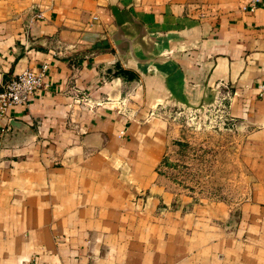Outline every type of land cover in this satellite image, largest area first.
Instances as JSON below:
<instances>
[{
  "label": "crops",
  "instance_id": "crops-1",
  "mask_svg": "<svg viewBox=\"0 0 264 264\" xmlns=\"http://www.w3.org/2000/svg\"><path fill=\"white\" fill-rule=\"evenodd\" d=\"M250 2L0 0V92L49 64L0 126V264H264V0ZM219 97L252 182L237 204L162 173L179 133L158 110Z\"/></svg>",
  "mask_w": 264,
  "mask_h": 264
},
{
  "label": "rangeland",
  "instance_id": "rangeland-1",
  "mask_svg": "<svg viewBox=\"0 0 264 264\" xmlns=\"http://www.w3.org/2000/svg\"><path fill=\"white\" fill-rule=\"evenodd\" d=\"M178 127L170 143L162 173L178 191L198 202L240 203L252 182L239 159L241 133L228 114L167 105Z\"/></svg>",
  "mask_w": 264,
  "mask_h": 264
},
{
  "label": "built area",
  "instance_id": "built-area-1",
  "mask_svg": "<svg viewBox=\"0 0 264 264\" xmlns=\"http://www.w3.org/2000/svg\"><path fill=\"white\" fill-rule=\"evenodd\" d=\"M261 0H251L249 5L243 9L254 11L260 5ZM49 70V64L44 63L39 69L26 68L20 73L12 76L5 84L0 92V126L2 121L7 117L10 109L16 105H28L32 96L42 87H45L46 77ZM261 95H264V84L261 85ZM219 97L214 103L198 108L205 109L208 112H216L226 114L225 104L220 101ZM198 109H194L195 111ZM35 258V257H34ZM30 259L25 264H35V259Z\"/></svg>",
  "mask_w": 264,
  "mask_h": 264
},
{
  "label": "trees",
  "instance_id": "trees-1",
  "mask_svg": "<svg viewBox=\"0 0 264 264\" xmlns=\"http://www.w3.org/2000/svg\"><path fill=\"white\" fill-rule=\"evenodd\" d=\"M115 74L123 76V77L128 78V79L135 77V75L132 73V71L126 70V69L121 68V67H118Z\"/></svg>",
  "mask_w": 264,
  "mask_h": 264
}]
</instances>
